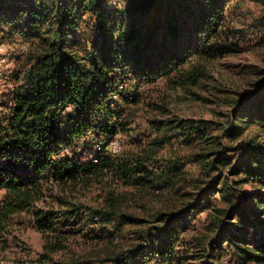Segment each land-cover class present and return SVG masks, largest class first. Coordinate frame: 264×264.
<instances>
[{
  "label": "trees",
  "instance_id": "16d2710c",
  "mask_svg": "<svg viewBox=\"0 0 264 264\" xmlns=\"http://www.w3.org/2000/svg\"><path fill=\"white\" fill-rule=\"evenodd\" d=\"M232 1L0 0V41L12 36L29 44L25 70L12 74L10 100H0V239L25 213L45 240L35 264H57L51 254L85 230L88 259L69 264L203 257L225 264L224 254L230 264H264V153L244 137L250 127L264 131V80L233 101L230 129L150 120L153 134L133 136L142 87L160 78L186 87L213 79L212 62L240 36ZM244 1L264 10V0ZM257 28L264 33V19ZM2 80L0 65V87ZM118 136L127 139L124 148L109 154ZM245 184L254 188L251 198ZM124 188L180 199L172 212L141 217ZM56 189L62 195L48 204L46 192ZM86 191L98 193L97 205L81 202ZM204 212L208 233L188 241Z\"/></svg>",
  "mask_w": 264,
  "mask_h": 264
},
{
  "label": "rangeland",
  "instance_id": "374dc122",
  "mask_svg": "<svg viewBox=\"0 0 264 264\" xmlns=\"http://www.w3.org/2000/svg\"><path fill=\"white\" fill-rule=\"evenodd\" d=\"M231 6L235 8L232 17L234 27L240 32L238 40L231 43L229 51L222 57L217 58L210 66L212 80L205 81L198 87H186L172 83V79L160 78L155 83H150L141 88L142 101L140 104L141 117L135 125L133 136L142 137L143 134H153L150 120H196L215 122L216 126L223 130V126H229V116L233 113V101L238 100L244 94H252L255 91L254 84L258 85L264 80V33L263 29L257 28L263 22L264 10L259 4L244 0H233ZM257 25V26H256ZM2 50L1 70L3 72L2 86L0 87V100L9 101L10 92L13 84L11 83L12 74L23 72L27 66L25 59L29 44L20 38L8 36L1 41ZM5 58V62L2 61ZM153 105V107H152ZM159 106L168 108L164 113L158 109ZM217 134V133H216ZM244 137L254 139L260 144L259 149L264 153V131L258 128H248L245 130ZM120 147L124 148L126 138L118 136L115 139ZM228 144V141H224ZM170 149L168 148L167 151ZM180 153L190 154V150L179 148ZM182 150V151H181ZM187 170L192 174L198 173L196 165L188 162ZM124 192H132L129 207L141 217H147V213H157L159 211H171L175 205V200L180 199L173 193L161 194L156 197L151 193L122 189ZM185 193L193 191V185L184 188ZM243 191L247 193V198H251L254 188L251 184H245ZM87 192V191H86ZM264 193V189H261ZM62 195L57 189L50 193L46 192V202L52 203V196ZM97 192H88L80 195L83 203L92 206L97 205L95 199ZM1 197V194H0ZM46 205L45 202L37 203L36 206ZM175 211V210H173ZM172 212V211H171ZM208 213L204 212L199 216V221H193V226L201 230L191 229L186 233L188 241L193 236L202 237L208 233L203 226L207 220ZM131 229L127 228L125 233ZM236 233H238L236 231ZM88 230L69 238L67 249L51 254L50 259L57 264H69L76 259H88ZM92 244V243H90ZM45 240L33 224L32 216L28 214L18 215L14 218L13 225L8 232L0 239V264H35L41 256L46 253ZM92 246V245H91ZM190 253H193L196 246H191ZM225 264H230V258L226 254L222 255ZM186 264H215L209 257L190 260Z\"/></svg>",
  "mask_w": 264,
  "mask_h": 264
},
{
  "label": "built area",
  "instance_id": "2783aa9c",
  "mask_svg": "<svg viewBox=\"0 0 264 264\" xmlns=\"http://www.w3.org/2000/svg\"><path fill=\"white\" fill-rule=\"evenodd\" d=\"M2 50V43L0 42V51ZM2 61L5 62V58H2ZM98 151H102L101 146H98ZM121 150L120 144L117 140H113L107 147V152L112 155L119 154Z\"/></svg>",
  "mask_w": 264,
  "mask_h": 264
}]
</instances>
